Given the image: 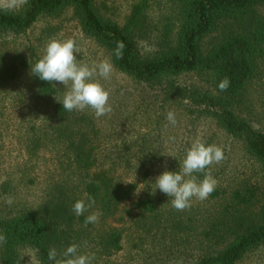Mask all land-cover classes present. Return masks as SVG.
Instances as JSON below:
<instances>
[{
    "label": "trees",
    "instance_id": "trees-1",
    "mask_svg": "<svg viewBox=\"0 0 264 264\" xmlns=\"http://www.w3.org/2000/svg\"><path fill=\"white\" fill-rule=\"evenodd\" d=\"M263 5L264 0H135L120 25L104 17L94 0H29L18 11L0 10V35L24 34L39 18H56L71 10L80 32L108 54L116 71L144 91L153 90L150 97L154 102L158 97L161 103L186 99L187 114L210 118L240 142L244 153L256 163L258 181L238 185L225 194L215 189L209 196L221 194L226 200L203 238L222 247L194 257L190 264H237L264 243V133L239 113L247 83L264 64V14L259 12ZM152 10L159 14L154 23L148 17ZM142 40L151 43L148 52L140 50ZM117 42L124 44L119 59L115 56ZM31 55L28 59L15 55L1 64L0 85L14 82L23 69H30L37 99L52 104L39 133L50 146H60L64 171L74 173L78 182L61 179L50 185L37 208L10 217L0 214V233L7 239L0 246V264H21V248L31 249L41 264H52L49 251L54 248L58 253L62 245L72 244L73 224L90 226L85 224V213L77 216L73 212L77 194L85 203L94 198L92 208L102 215L112 216L121 203H130L141 215L155 214L161 205L157 197H137L136 183H122L96 168L93 120L89 114L62 107L53 84L32 74L38 60ZM186 73L202 77L206 89L179 86L176 78ZM225 77L230 86L222 92L218 84ZM107 232L97 235L104 253L119 248L118 234ZM75 235L73 240H79Z\"/></svg>",
    "mask_w": 264,
    "mask_h": 264
},
{
    "label": "rangeland",
    "instance_id": "rangeland-1",
    "mask_svg": "<svg viewBox=\"0 0 264 264\" xmlns=\"http://www.w3.org/2000/svg\"><path fill=\"white\" fill-rule=\"evenodd\" d=\"M134 1L94 0V3L104 17L120 25ZM259 12L264 14V5ZM148 17L154 23L159 14L152 10ZM69 38L80 49L76 54L79 62L92 65L109 59L102 48L80 32L71 10H65L56 18H39L24 34H1L0 65L15 55L28 59L33 53L39 60L49 41ZM138 44L142 52L151 49V43L145 40ZM97 79L110 93L111 112L97 118L89 108L73 110L89 114L93 120L96 168L106 170L122 183H136L137 197L154 196L161 205L157 213L141 215L131 209L130 203H121L112 216L101 214L98 223H90L89 227L73 224L71 232L80 239L73 240L71 235L70 242L79 246L80 254H94L92 264H190L198 255L219 250L221 243L209 244L203 234L220 212L225 196L220 194L203 201L193 198L190 208L177 211L172 198L156 188L155 180L164 171H180L187 150L196 140L223 149L224 159L206 171L218 181L215 189L224 194L238 185L258 181L256 163L244 153L240 142L227 136L210 118L187 114L186 99L161 103L158 97L154 102L150 97L153 90L145 92L115 69L110 79ZM176 82L186 88L207 87L202 77L192 73L178 76ZM52 84L56 99L63 100L65 86L59 82ZM243 102L240 115L264 133V64L247 83ZM51 106L50 102L37 99L28 67L14 82L0 85V214L4 217L37 208L50 185L61 179L70 184L78 182L74 173L64 171L66 163L60 157V146H50L39 133L50 116ZM170 111L175 114V125L167 120ZM197 175L203 178V174ZM7 196L13 198L11 205L4 203ZM77 197L82 199V195ZM95 211L92 208L85 214ZM107 231L118 234L119 248L104 253L97 235ZM67 247H60L57 259L62 258ZM18 253L21 264H41L29 248H21ZM237 264H264V243L245 254Z\"/></svg>",
    "mask_w": 264,
    "mask_h": 264
},
{
    "label": "clouds",
    "instance_id": "clouds-1",
    "mask_svg": "<svg viewBox=\"0 0 264 264\" xmlns=\"http://www.w3.org/2000/svg\"><path fill=\"white\" fill-rule=\"evenodd\" d=\"M29 0H2L0 10L15 12L27 5ZM124 44L117 42L115 56L119 59L123 55ZM80 49L74 39L64 41L51 40L45 48L42 57L32 66L31 72L39 79L52 84L59 82L67 89L63 100L59 101L66 111H83L86 108L93 110L97 118L111 112L109 103L110 93L99 82V79H110L114 65L110 59H104L99 63L89 65L81 63L77 59ZM230 80L225 77L218 84L220 91H227ZM170 124L177 123L173 112L167 113ZM174 140L173 137L169 138ZM224 159L223 149L215 144H205L196 140L187 150L182 161L180 171H164L155 180L162 193L171 197V203L175 210L184 211L191 207L193 198L206 200L215 190L218 181L210 171H206L212 164H218ZM197 174H203L200 179ZM4 203L11 205L13 198L7 196ZM95 205V199L88 198V202L77 200L73 205V211L77 216L83 215ZM101 213L91 212L85 218V224L98 223ZM7 242L6 236L0 233V246ZM57 259V252L53 248L48 253L49 260L55 264H92L94 254H80L79 246L75 243L68 246Z\"/></svg>",
    "mask_w": 264,
    "mask_h": 264
}]
</instances>
